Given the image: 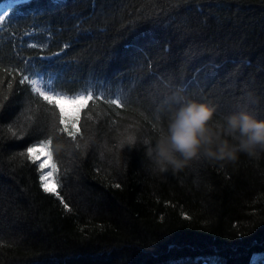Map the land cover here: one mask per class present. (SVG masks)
Listing matches in <instances>:
<instances>
[{
  "label": "trees",
  "instance_id": "1",
  "mask_svg": "<svg viewBox=\"0 0 264 264\" xmlns=\"http://www.w3.org/2000/svg\"><path fill=\"white\" fill-rule=\"evenodd\" d=\"M144 2L67 0L47 15L14 19L10 28L0 32V57L6 64L36 55L39 50L28 49L27 43H47L44 55L59 51L64 43L73 44L66 50L68 66L53 63L47 69L61 75V81L53 84L69 93L82 88L90 75L106 76L113 90L128 89V77L137 78L132 96L138 100L133 107L139 109L118 110L117 117L100 102L90 122L94 143L83 157L62 139L67 148L56 152L64 184L58 191L73 208L71 213L39 187L35 165L20 158L9 160L11 153L23 151L20 145L29 138L8 141L12 146L0 155V264H254L253 257L255 264H264V155L256 159L241 155L225 168L196 159L179 173L156 177L146 169L142 144L122 156L119 174L109 165L104 149L106 143H115L114 122L120 130L138 123L140 136L155 138L152 125L158 124V110L163 127L176 106L164 108L167 96L154 86L157 82L139 81L147 76V66L129 69L133 50L125 48L126 43L144 50L151 71L186 80L192 87L189 98L212 101L226 113L235 110L243 92L255 102L250 109L264 115V0H192V10L181 8L173 25L186 21L193 29L190 37L178 39L172 28L160 32L145 25L119 41L120 59L106 65L101 63L102 53L112 41L87 33L77 36L74 16L84 21L82 28L94 33L101 8L113 12L123 8L128 15ZM33 25H39L34 38L24 37ZM109 35L115 36V30L110 29ZM166 38L170 44H164ZM158 46L170 48V54H156ZM189 48L193 51L185 62ZM73 57L82 62L77 64ZM121 79L123 85L118 83ZM230 93L237 94L235 99ZM22 98L23 93L17 97ZM18 110L19 104L13 105L10 119ZM115 183L121 188L113 187ZM182 213L191 219H184Z\"/></svg>",
  "mask_w": 264,
  "mask_h": 264
},
{
  "label": "snow or ice",
  "instance_id": "2",
  "mask_svg": "<svg viewBox=\"0 0 264 264\" xmlns=\"http://www.w3.org/2000/svg\"><path fill=\"white\" fill-rule=\"evenodd\" d=\"M66 2L67 0H2L0 2V32L10 28L14 19L47 15L58 10ZM93 3L95 4V0H93ZM191 3L192 0H163L164 7H161V0H145L135 14L128 15H126L123 8L115 12L105 11L101 8L98 13L99 22L94 33L91 28H82L84 21L76 16L73 19H76L78 23L74 25V28L77 29L78 37L82 33H87L92 38L106 37L112 41L107 50L102 53L101 63L106 65L120 59L119 41L121 39L127 40L145 25H150L154 31L160 32H167L172 28L178 39L190 37L193 29L186 21L176 24L175 27L173 25L176 21L175 13L179 12L181 8H188L191 11L192 9L189 7ZM197 11H200L199 5H197ZM201 23L207 24V21L202 20ZM37 27L39 25H33L32 31H24L23 36L34 38ZM110 29L115 30V36L109 35ZM48 33L51 36L50 28ZM11 35L16 36V33L12 32ZM170 43L171 41L167 38L164 40L165 45ZM47 47V43H27L28 49H38L39 51L34 56L20 57L15 63L6 64L3 57H0V155H3L8 147L12 146L8 145V141H24L25 137H28L30 142L20 145L23 151L11 153L8 157L9 160L13 161L20 158L22 161L35 165L39 174V187L45 193L56 197L63 208L71 213L73 208L58 191L59 188L64 187V184L61 180V160L57 158L54 148L55 140L57 138L67 139L73 153L78 152L79 157L86 155L90 145L94 143L90 127V122L93 120L92 111L101 107L100 102L112 110L117 117L121 115L118 110L139 111V109L133 107L138 100L132 96L137 78L128 77L130 88L125 89L117 86L113 90L110 86L111 81L106 76L90 75L83 82L84 86L82 88L69 93V91L61 90L53 84L54 80L61 81V75L59 73L52 74L47 69L53 63H64L68 66L70 62L65 59L66 50L73 48V44L64 43L59 51L44 55V50ZM124 47L133 50L129 57V69L135 71L142 70L145 66L149 68L147 76L140 77L139 81L141 83L157 82L154 86L164 90L167 96V99L164 100V108L170 109L173 104L176 105L182 97L181 92L183 97L191 95L192 87L186 80L174 75L164 76L151 71L153 67L151 59L144 53L142 48L131 43H126ZM192 51L191 48L186 51L185 62L190 58ZM160 52L170 54L171 49L158 46L156 54ZM217 55H219V52H217ZM73 60L77 64L82 62V60H77L76 57H73ZM155 67L159 68V64L157 63ZM118 83L123 85L124 80L121 79ZM177 85L180 87L177 88ZM21 93H23V98L18 100L17 97L21 96ZM200 95L203 97V92H200ZM230 95L235 99L237 94L230 93ZM239 95L240 100L237 106L254 105L255 102L250 95L246 97L243 92ZM61 102L72 103L76 106V111L71 115L67 114ZM89 102H91V105ZM15 104H19V110L14 118L10 119V109ZM222 112L223 106H221L218 115ZM139 115L148 120L145 112L140 111ZM157 116H160L159 110L155 118ZM261 118H264V115ZM5 121L9 122L5 123ZM157 123L159 122L157 121ZM156 126L157 124L152 125L153 128H156ZM119 130L120 127L114 122L115 143H112L111 146L107 143L104 145L105 151L109 154L108 163L114 168H117L120 164L122 156H126L129 150L134 148L120 143L117 136ZM41 152L43 153L42 159L39 158ZM79 157L76 158L79 159ZM96 171L99 173L101 169L98 167ZM117 171L119 174V168H117ZM63 175H67V169H64ZM112 186L117 189L121 188L120 183H115ZM182 216L184 219H191L186 213H182ZM160 219L162 221L163 217L161 216ZM0 239H2V234H0ZM255 260L256 257H253L254 264ZM205 264H208V262L206 261Z\"/></svg>",
  "mask_w": 264,
  "mask_h": 264
},
{
  "label": "clouds",
  "instance_id": "3",
  "mask_svg": "<svg viewBox=\"0 0 264 264\" xmlns=\"http://www.w3.org/2000/svg\"><path fill=\"white\" fill-rule=\"evenodd\" d=\"M218 111L212 101L182 96L168 112L164 126L157 124L155 138L140 136L138 124H129L117 136L124 145L145 147L146 169L156 177L179 173L196 159L225 168L241 155L251 159L264 155V118L246 104L219 117ZM156 119L159 122L161 117ZM54 148L59 154L67 145L57 138Z\"/></svg>",
  "mask_w": 264,
  "mask_h": 264
},
{
  "label": "rangeland",
  "instance_id": "4",
  "mask_svg": "<svg viewBox=\"0 0 264 264\" xmlns=\"http://www.w3.org/2000/svg\"><path fill=\"white\" fill-rule=\"evenodd\" d=\"M62 107L64 108L65 112L69 115L73 114L76 111V106L69 102H61ZM43 158V153H40V157ZM51 186V185H50Z\"/></svg>",
  "mask_w": 264,
  "mask_h": 264
}]
</instances>
